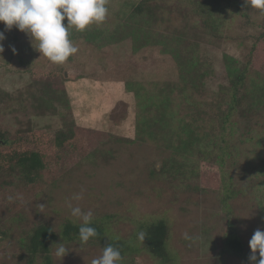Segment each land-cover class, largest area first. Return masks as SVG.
<instances>
[{
    "label": "rangeland",
    "instance_id": "1",
    "mask_svg": "<svg viewBox=\"0 0 264 264\" xmlns=\"http://www.w3.org/2000/svg\"><path fill=\"white\" fill-rule=\"evenodd\" d=\"M111 1L102 24L70 30L78 51L61 65L41 55L26 33L0 22L6 37L0 92L11 97L0 99V131L8 141L24 128L46 134L49 162L56 159L33 184L16 170L0 175V264H25L21 242L38 222L55 229L67 218L82 222L67 202L93 218L108 217L109 229L123 239L147 217L165 219L170 264H248L224 249V236L234 228L249 246L254 231L264 230V38L257 41L264 16L238 5L245 0H172L140 16L132 15L140 0ZM127 25L139 27L137 49ZM101 28L116 31L115 38L93 44L88 31ZM191 60L207 66L198 90L185 73ZM233 60L247 65L249 95L230 126L228 164L236 166L228 168L250 192L224 205L217 165L196 149L218 134L213 108ZM164 163L194 164L196 173L173 182L158 173ZM82 189L83 199L72 200ZM68 249L61 261L52 251L56 264H90L102 255L93 243ZM145 255L120 264H159Z\"/></svg>",
    "mask_w": 264,
    "mask_h": 264
},
{
    "label": "trees",
    "instance_id": "2",
    "mask_svg": "<svg viewBox=\"0 0 264 264\" xmlns=\"http://www.w3.org/2000/svg\"><path fill=\"white\" fill-rule=\"evenodd\" d=\"M172 0H140L133 4L132 15L140 16L144 13L151 11V6L154 3H169ZM180 3H190V0H179ZM109 6L112 5V1L108 0ZM245 11L252 10L257 14L264 16V12L258 9L251 8L241 2L238 4ZM87 28L84 31H87ZM137 28H131L127 25V30L130 32L129 37L133 39V45L138 47V33ZM81 32V31H76ZM88 35L94 39L93 44H100L103 40L115 38L116 31H112L107 28H101L100 30H89ZM264 38V27L261 34L258 36L257 41ZM253 49V47L251 48ZM254 50V49H253ZM253 52V51H252ZM251 53V52H250ZM233 66L227 68L228 85L221 86L218 92L219 103L215 104L213 110H215V119L217 121V135L214 134L212 142L207 143L204 146L211 147L213 150L210 152L206 150L203 145H199L196 152L203 159L214 161L217 165L220 181L223 182L220 192L223 193V204L228 205L227 201L237 198H242L245 193H249V185H241L239 181L229 171L228 166L233 168L236 166V161H233V165L228 164L230 155V136H232L233 116L235 112L241 107L242 102L246 96L249 95L248 86H246L247 77V65L242 69L238 66V62L233 60ZM236 64V65H235ZM198 61H188L185 67V73L187 78L191 79L195 89L202 88L200 81L204 79L206 74V65H199ZM204 72H201V71ZM184 73V71H182ZM184 76V74H181ZM207 77V75H206ZM196 90V91H197ZM55 95L58 91H53ZM261 101L259 104H264V95L259 93ZM10 96L0 92V99L4 101H10ZM61 99V97H60ZM42 100H45L42 99ZM51 99H46V103H50ZM213 105V104H212ZM162 121V120H159ZM160 128V127H158ZM16 136L8 141L9 136L6 132L0 131V147L6 145L8 142V148L1 151L0 149V175L6 172H12L14 170L19 172V176L30 184L35 183L38 179L40 172L45 170L48 166L52 165L54 161L49 162L48 159V147L50 143L46 134H40L36 131L28 128L20 129L15 132ZM205 135L200 138V142L205 140ZM195 141L192 139L191 143ZM64 143H57L56 146L62 148ZM264 147V139H263ZM193 148V147H192ZM189 149V150H192ZM69 150V149H67ZM62 152L65 150H61ZM59 150L56 152L58 153ZM58 154L56 155V157ZM210 157H213L212 159ZM58 159V157H57ZM166 164V165H165ZM187 165V164H186ZM184 163L171 164L164 163L160 167V173L164 177L170 178L173 182L180 180L183 182V178L190 179L194 173V164L186 166ZM196 170V169H195ZM183 177V178H182ZM230 211V210H229ZM82 222H76L72 219H64L58 227L55 229L52 225H49L45 221L38 222L23 236L21 246L23 248L25 257V264H36L40 260V264H56L53 258L52 251L55 250L58 243H63L67 248L74 245L81 244L79 240V226ZM109 219L107 218H93L92 227L96 228L98 235L91 238L87 243H93L98 245L103 252V248L108 244L116 247L120 250L122 259L125 261L128 257L136 254H146L153 261L159 264H170L174 257V251L170 244V229L169 223L162 218L147 217L145 221H142L137 228L136 233L130 239H123L120 236L114 234L109 228ZM144 232L145 238L143 240L138 239V233ZM224 249L236 258L248 261L250 248L248 244L243 240L233 228V231L224 236Z\"/></svg>",
    "mask_w": 264,
    "mask_h": 264
},
{
    "label": "clouds",
    "instance_id": "3",
    "mask_svg": "<svg viewBox=\"0 0 264 264\" xmlns=\"http://www.w3.org/2000/svg\"><path fill=\"white\" fill-rule=\"evenodd\" d=\"M108 0H0V22L6 30L15 26L26 33L34 43L36 50L51 63L64 64L70 56L77 53L78 48L70 40V30L84 31L92 24H102L108 14ZM245 4L264 12V0H245ZM67 20L65 25L63 21ZM0 31V41L5 39ZM16 52V49H12ZM4 51L0 44V53ZM80 193L73 195L72 200L83 199ZM9 201L13 198L8 197ZM73 217L79 218V240L86 244L98 235L92 227L93 213L83 212L79 206L67 202ZM42 207V206H41ZM145 233H138V239L143 240ZM55 256L61 261L69 249L61 242L55 244ZM250 253L248 264H264V230L257 229L249 240ZM122 259L118 248L108 244L103 248L102 255L93 258L90 264H120Z\"/></svg>",
    "mask_w": 264,
    "mask_h": 264
}]
</instances>
